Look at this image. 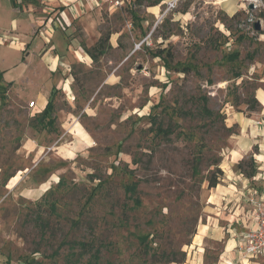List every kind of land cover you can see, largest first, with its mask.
Returning a JSON list of instances; mask_svg holds the SVG:
<instances>
[{
	"label": "rangeland",
	"instance_id": "rangeland-1",
	"mask_svg": "<svg viewBox=\"0 0 264 264\" xmlns=\"http://www.w3.org/2000/svg\"><path fill=\"white\" fill-rule=\"evenodd\" d=\"M82 1L0 0L1 69L30 54L0 78V264H186L231 118L264 125V0L258 30L238 0Z\"/></svg>",
	"mask_w": 264,
	"mask_h": 264
},
{
	"label": "crops",
	"instance_id": "crops-1",
	"mask_svg": "<svg viewBox=\"0 0 264 264\" xmlns=\"http://www.w3.org/2000/svg\"><path fill=\"white\" fill-rule=\"evenodd\" d=\"M43 1L48 5H59L61 3L66 7L67 11H71L75 18L82 13L84 6L82 0ZM98 1L85 0L87 4L91 3L93 6H98ZM168 1L170 0H161V3L165 4ZM226 1L229 4L232 3V0ZM156 7L158 6L151 7L153 8L152 11H155ZM46 8H49V6ZM13 9L11 7V10ZM49 29L50 26L45 29L46 39L50 36ZM14 49L20 53L21 59L4 70L1 69L2 65L0 64V71L3 72L2 79L5 82H13L16 79L15 75L11 74V70L20 69V73L26 70L25 67L30 56L29 54L26 57H22L20 48L15 47ZM49 61V63L56 64L57 58L49 56ZM257 97L262 106V113H264V93L258 92ZM45 104L44 96H40L39 111L44 109ZM259 115L260 113H256L245 120H241L235 114L231 118L232 123H238L240 130L231 139V146L223 153L221 167L224 172V179L208 192L203 213L204 218L197 225L192 243L184 249L188 254L186 264H260L258 260L242 258L236 252V246L241 239V234L247 227L252 225V204L250 200L264 199V152L262 148H259L263 147L264 125L253 123L254 119L259 117ZM256 149L258 151H254ZM251 154L254 157V161H256L255 163L258 164L257 176L252 179L234 170V165L238 161ZM258 175H260V178H258ZM253 184L257 185V187H254ZM212 242L220 243L217 257L213 262Z\"/></svg>",
	"mask_w": 264,
	"mask_h": 264
},
{
	"label": "built area",
	"instance_id": "built-area-1",
	"mask_svg": "<svg viewBox=\"0 0 264 264\" xmlns=\"http://www.w3.org/2000/svg\"><path fill=\"white\" fill-rule=\"evenodd\" d=\"M109 4L110 8H117L123 4L124 0H103ZM176 0L166 3L167 9L174 6ZM252 6L250 8L249 6ZM239 9L245 12L246 22L252 28L258 20L253 13L263 8V0H238ZM260 20V18H259ZM29 107L35 108L34 101L29 102ZM252 204L251 219L252 225L247 227L241 234V239L236 246L237 254L246 259H255L264 264V199L250 200Z\"/></svg>",
	"mask_w": 264,
	"mask_h": 264
},
{
	"label": "trees",
	"instance_id": "trees-1",
	"mask_svg": "<svg viewBox=\"0 0 264 264\" xmlns=\"http://www.w3.org/2000/svg\"><path fill=\"white\" fill-rule=\"evenodd\" d=\"M160 0H154L150 5H156L157 3H159ZM11 2V5L14 7V0H10ZM89 53H90V56H92L90 50H88ZM237 56V54H232L231 57L232 58H235ZM2 74L3 72L0 71V78H2ZM256 101V100H255ZM205 102H206V99L203 98L202 99V112L205 114V115H212V112L206 108V105H205ZM249 107V105H248ZM51 109H52V106L50 104V102L48 101L44 107V109L42 110L41 114H40V117L41 119H45L48 114L51 112ZM250 110H253V108H248ZM50 122V120H48L46 122V124H44V126L48 125ZM154 124H155V128H154V134L155 135H170L173 133V130L171 128H162L160 126V124L156 123L154 121ZM197 161H198V158H197ZM220 163V161H219ZM219 163L217 161L215 162H212V167L214 168V170H212L210 176L207 178V182H208V187L209 188H213L215 187L218 183H220L221 179L223 178V171L221 170V168H219ZM193 167V170L196 171V168L195 165L192 166ZM236 169L242 173L244 176L246 177H253L256 173V165H255V161L253 160L252 156H249L248 158H243L241 159L240 161H238L235 165ZM129 191H134V188L135 186L134 185H131V186H128L127 187ZM136 203L137 200H136ZM78 245H80L81 247H85V243L83 242H79ZM93 257L96 258V253L93 254ZM68 264H73L71 261L69 262L68 261ZM106 264H110L109 262H107Z\"/></svg>",
	"mask_w": 264,
	"mask_h": 264
},
{
	"label": "water",
	"instance_id": "water-1",
	"mask_svg": "<svg viewBox=\"0 0 264 264\" xmlns=\"http://www.w3.org/2000/svg\"><path fill=\"white\" fill-rule=\"evenodd\" d=\"M250 8H252V6L250 5L249 6ZM259 27H260V24H259V22L257 21V22H255V24H254V28H255V30H258L259 29Z\"/></svg>",
	"mask_w": 264,
	"mask_h": 264
}]
</instances>
